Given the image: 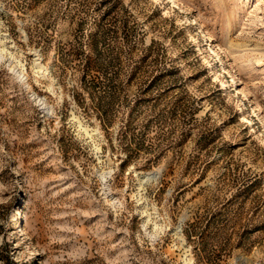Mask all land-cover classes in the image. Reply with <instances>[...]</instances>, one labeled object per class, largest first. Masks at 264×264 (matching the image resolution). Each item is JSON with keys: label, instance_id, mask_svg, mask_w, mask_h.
Listing matches in <instances>:
<instances>
[{"label": "rangeland", "instance_id": "1", "mask_svg": "<svg viewBox=\"0 0 264 264\" xmlns=\"http://www.w3.org/2000/svg\"><path fill=\"white\" fill-rule=\"evenodd\" d=\"M180 1L0 0V264H264V0Z\"/></svg>", "mask_w": 264, "mask_h": 264}, {"label": "bare ground", "instance_id": "2", "mask_svg": "<svg viewBox=\"0 0 264 264\" xmlns=\"http://www.w3.org/2000/svg\"><path fill=\"white\" fill-rule=\"evenodd\" d=\"M178 2H179V4H180V6H182V7H184V9L186 8V6L184 5V3L183 2H181L180 0H177ZM187 10V9H186ZM213 53H214V55L216 56V57H219V54L215 51V50H213ZM223 69V68H222ZM226 69L224 68V70L223 71H225ZM227 73H228V70H227ZM235 81V80H234ZM236 90H238L239 91V94L240 93H242L243 95H245V97H247L246 96V94H245V89H244V87L242 88V87H240V88H237ZM243 95H242V97H243ZM245 97H243V98H245ZM241 98V97H240ZM249 102V101H248ZM251 102V101H250ZM264 121V120H263ZM155 180H157L154 176H153V174L152 175H150L149 177H147V180H146V182H151V181H155Z\"/></svg>", "mask_w": 264, "mask_h": 264}, {"label": "water", "instance_id": "3", "mask_svg": "<svg viewBox=\"0 0 264 264\" xmlns=\"http://www.w3.org/2000/svg\"><path fill=\"white\" fill-rule=\"evenodd\" d=\"M153 176L157 179L159 178V175L158 174H153Z\"/></svg>", "mask_w": 264, "mask_h": 264}]
</instances>
